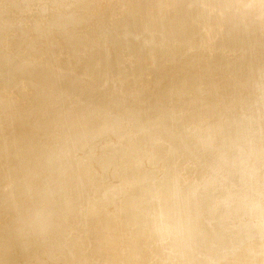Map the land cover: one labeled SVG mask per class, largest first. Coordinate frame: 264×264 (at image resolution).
Returning <instances> with one entry per match:
<instances>
[{
	"label": "bare ground",
	"instance_id": "obj_1",
	"mask_svg": "<svg viewBox=\"0 0 264 264\" xmlns=\"http://www.w3.org/2000/svg\"><path fill=\"white\" fill-rule=\"evenodd\" d=\"M123 1V18H120V12V16L118 15L121 20L115 17V13V16L112 13H100L89 2L86 6L91 15H82L62 25L61 35L57 34L58 37L51 33L38 39L36 49L49 53L61 48V55L72 50L78 59L85 61L84 64L90 63L88 51L99 39L103 38L107 46L118 36H132L134 40L127 41L126 45L134 47L136 36L144 31L148 21L149 24L155 20L162 22L178 12L183 16L188 15L184 22L189 21L194 25V28L183 31V35H190L206 44L213 43L221 34H229L235 29L236 38L231 40L225 36L223 44L249 41L247 55L238 60H246L250 51L258 48L251 57V64L255 63L251 73L245 71L242 76H224L220 81H231L233 90L242 87L249 92L247 87L242 86V81L244 82L246 77H261L256 65L258 58H264V37L260 36V32L264 30L257 27L262 24V28L264 23L255 17L256 26L254 21H248L247 18L253 17L248 15L245 18L249 23L237 27L240 22L234 20L232 14L235 12H231L229 6L224 8L226 3L223 0H156L155 4L154 1L150 3V0ZM220 3L224 11L221 10V13L217 14L216 11L222 7L214 6L217 7ZM151 9L156 13L148 19ZM164 12L167 13L166 18ZM258 22L260 24L257 26ZM160 25L161 23L156 24L157 29L154 32H157ZM145 37L147 38L148 34H145ZM163 39L168 42L174 40L175 34L171 32ZM106 46L104 48H107ZM121 46H124V43L121 42ZM147 46L143 45L142 50L134 49L132 56H111L109 59H113L115 66L123 64L124 67L122 71L113 69L114 77L109 81L104 79L101 72L96 77L82 76L81 71L65 77L64 71L60 72L58 61L47 60L38 63L41 74L47 69L53 71L42 79L43 84H39L41 87L36 92L38 106L35 118L26 126L18 115L19 100L23 97L19 72L25 64L26 50L17 42L5 45V42L0 40V96L1 88L5 84L14 91V96L0 107L5 118L0 160H14L12 165L13 169H16V177L13 178L16 193L21 194L27 203V206L23 207L21 218H15L12 225L4 230L13 240L15 254L23 253V250L33 252L34 256L42 253L47 247L43 238L51 233L60 236L64 231L61 205L50 188L45 186L39 189L32 186V179L40 172L51 173L56 168L48 152L43 149L44 140L54 142V149L61 155L62 160L72 157V150L82 153L75 163L64 165V162H59L56 171V183L66 199L68 212H80L74 222L89 232L75 239L76 243L71 247L68 257H74V261H70L74 264H90L98 256L106 254V241L118 238L120 230L132 233L123 240V244L140 246L143 257L137 260V264H143L145 258L153 259V264H164L168 255L167 247L172 243L179 245L178 253L181 255L184 253L191 258L203 257L213 264H228L231 262L230 257H233L229 256L227 251V248L230 250L229 245H240L244 240H249L254 248L258 242L256 239L264 236L263 225H256L257 223L241 227L238 231L229 230V223L228 228L224 223L226 209L224 206L214 208L212 199L205 193L208 188L216 189L218 198L225 200L228 192L222 185H226L231 179L235 183L234 190L238 198L247 204L248 211L264 218V182L261 178L250 180L248 177L251 163L255 165L257 162L256 158H248V155L252 153V141L264 139V119H259L257 124L251 126L244 120L246 118L241 116L239 126H220L229 120L232 110L228 106L231 103L249 104L253 101L252 97L237 94L235 97L219 100L216 95H211L207 97V102H200L199 97L187 95L186 102H192L194 109L186 111L183 106L172 107L171 98L179 96L177 94L180 93L199 89L204 92L199 95L206 96L211 90L209 82L204 78L205 74H186L188 81L183 84V89L175 94H165L175 79L171 78L172 74H160V67L165 69L163 63H156L151 71L145 69ZM213 51L214 49L205 53L211 56ZM60 53L56 56H60ZM162 54L157 57L160 58ZM200 56L197 59H201ZM103 64L104 60H101L98 65L101 67ZM28 71L32 75L36 73V70ZM118 75L120 78H116ZM176 76L180 74L176 73ZM61 80H65L67 84H60ZM137 82L143 83L141 88L146 90L145 93L138 92L137 89L141 88H137ZM56 83L57 85H54ZM151 84L152 87L148 89ZM112 89L116 90V93H112ZM158 89L162 90L160 98L154 97ZM226 90L222 91L223 94H226ZM92 93L95 95L94 101L87 103V97ZM162 99L169 110L162 112L156 109ZM130 101L139 102L141 110H132ZM71 104L76 105L75 110L80 114L76 120L71 121L73 123H70L65 113ZM125 104L131 106L124 110ZM205 109L211 111L205 113ZM202 111L208 120L200 122L201 119L198 122ZM94 115L101 116L100 120L110 116V129L104 133L95 131L92 127ZM107 118L109 120V117ZM53 126L56 131L48 134L47 129ZM128 128L136 132L135 137L131 138L127 134ZM114 129L121 132L115 151L110 149L112 141L107 136V132ZM68 140H72L71 144L65 148L63 143ZM228 160L233 164L230 167L225 165ZM192 174L195 179L185 184L182 179ZM106 184L110 187L104 198L101 186ZM198 184L204 187L197 194L193 193ZM167 185L170 189L166 188ZM133 190L137 195L135 212L131 216H125ZM258 192L263 194L258 197ZM180 199L183 200L180 211L173 215L167 206ZM10 200L5 205V211L13 214ZM191 206L196 209H188ZM213 217L214 222H217L214 227V223L210 221L206 224V219ZM143 220H146L144 230L137 233L139 223ZM148 223H152L150 228H147ZM145 234H151L152 239L147 240ZM250 236L252 239H248ZM13 257L14 254H9L1 258L13 262ZM68 257L63 260V264L68 263ZM157 259L162 260L157 262ZM171 260H174V255L169 258V261ZM253 260L259 261L257 258ZM123 264L135 263L129 259Z\"/></svg>",
	"mask_w": 264,
	"mask_h": 264
},
{
	"label": "rangeland",
	"instance_id": "obj_2",
	"mask_svg": "<svg viewBox=\"0 0 264 264\" xmlns=\"http://www.w3.org/2000/svg\"><path fill=\"white\" fill-rule=\"evenodd\" d=\"M153 1L155 4L156 0H150V3ZM223 1L226 3L225 6ZM223 1L221 2L224 8L229 6V8L231 7V12H235L232 14L233 18L234 20L240 22V24L236 25L237 27H241V24L246 25L249 23L248 21H254L255 24L254 22L253 24L255 26L257 20L264 23V0ZM89 2L94 6V8L97 9V11L99 10L100 13H115L117 15L115 16V14H113V16L117 17V19L119 18L118 15L120 16L119 12L121 13L120 18L123 16V0H0V40L2 39V41L5 42V45L12 44L13 41L17 42L22 48L26 50L25 64L21 67L19 72V74H21L20 85L23 92V97L19 100L20 107L18 110V115L22 117V122H24L26 126H28L35 118V113L37 111L36 108L38 106L36 92L41 87L39 84H43L42 79L51 75L49 73L53 71L52 69H47L44 74H41V71L38 69V63H43L47 60L58 61L61 66L60 72L64 71L65 77L73 76L79 71H81L82 76L88 75L96 77L97 74L101 72L103 73L102 76L104 79L109 81L114 77L112 73L113 69L122 71L124 67L123 64L115 66L112 63L113 59L109 58L115 54L132 56L134 54L133 50H142L144 49L143 45H148L146 49L147 61H144L145 69L151 71L155 68V64L160 62L165 66V69L164 67H160V74H172L171 78L175 79L172 81V84L166 90L165 94H167V92H173L175 94V92H179L178 90L183 89V84L188 81V78H186L188 74L195 76L205 74L204 78L209 82L208 85L210 86L211 90L207 92L206 96H200L199 94L204 92L199 91V89L191 90L189 93H180L177 94L179 96H174L171 98L172 107L183 106L186 111H191L194 109L192 102H186L188 99L187 95L191 97H199L200 102H207V97L211 95H216L219 100H222L224 98H231L235 97L237 94H240L242 96H251V100L253 101L249 104L242 103L241 105L237 102L231 103L228 106V108L232 110L229 120L220 126L224 127L229 124L239 126L241 124V116H244L246 118L244 119L246 120V123H249L251 126L257 124L259 119H264V58H258L256 65V70H258V74L260 73L259 76L261 77H256L253 79L246 77L244 82L242 81L241 83L243 87H247L249 92H247L246 89L242 87L233 90L234 87L232 86L231 81H227L225 79L224 81H220L224 76H242L245 74V71L247 73H251V68L253 65H255V63L251 64V57L254 56L258 48L251 50L250 55L249 57H246V60H238L240 57H245L247 55L249 41L237 42L234 44H223V39L225 36L230 37L231 40L236 38L235 29H232L229 34H227L228 32L221 34L213 43L206 44L196 40L190 35H183V31L186 32L191 28H194L192 22H184L188 18V15L183 16L177 12L166 18L165 16L167 13L164 12V17L166 19L162 20V22L155 20L153 23L149 24V21L147 20L148 22L144 28V31L135 38L134 47L126 45L127 41L134 40L132 36H126L124 38L118 36L112 40L114 41L113 43L111 41L107 46L103 38L99 39L98 42H95L90 46V51H88V53L90 52V63L84 64L85 61L78 59L72 50H68L61 55V48H56L49 53L36 49V42L38 39L51 33H54V36H56L60 33L62 25L69 21L76 20L82 15H91L92 13L89 12L90 10L87 11L86 6V4ZM222 4L220 3V5L217 7L216 5L214 7H222ZM214 10H211V12H214ZM221 10L222 12L224 11L223 7L216 11L217 14L221 13ZM155 13L156 11L154 12L151 9V15L148 19L154 17ZM248 15L253 17L247 18ZM259 18L261 20H259ZM242 20L245 21L243 22ZM157 23H161V25L157 32H154V30L157 29ZM258 24L260 23L258 22L257 26ZM261 25H259L257 28L264 30V26L260 28ZM101 26H103V24H101ZM130 26L131 24L128 25V27ZM173 27L175 28L172 31ZM181 29H183L182 34ZM115 32H117V30ZM171 32L175 34L174 40H170L168 42L166 39H163L164 36H168L171 34ZM260 33V36L262 37L263 35L264 37V31ZM145 34H148L147 38L145 37ZM59 35H61V33ZM59 35H57V37ZM262 40H264V38ZM121 42L124 43V46H121ZM105 46L107 48H104ZM212 48L214 49L212 55L207 56L206 54L213 50ZM206 51L208 52L205 53ZM163 52L165 54H162ZM58 53H60V56L57 57L56 55ZM158 54H162L160 58L157 57ZM198 56H200L201 59H197ZM68 58L70 59L67 60ZM101 60H104V64L100 67L98 64ZM28 69L32 71L36 70V73L32 75L29 73ZM176 73H179L180 76H176ZM31 78L33 79L31 80ZM116 78H120V76L118 75ZM60 84H67V82L65 80H61ZM54 85H57V83ZM136 86L137 88H141L143 87V83L137 82ZM151 87L152 84L148 89ZM225 89H227V92L226 94H223L222 91ZM137 90L139 93H145L146 91L144 88ZM111 91L112 93H116V90L112 89ZM161 92L162 90L160 89L156 90L154 97L160 98ZM92 94L87 97V103H92L94 101L95 95L94 93ZM13 96V89L5 84L4 87L1 88L0 107L6 100L12 98ZM130 102L132 105H130L132 110L135 112H139L141 110V104L139 102ZM163 102L164 101L162 99L161 102L156 106V109L162 112L170 109L168 105ZM180 102L181 105H179ZM75 106L76 105L74 104L68 105L65 112L68 119L70 120V123H73L71 121L76 120V118L80 116V114L76 112ZM124 106L125 107L122 106L124 110H127L130 107L127 104ZM203 111L206 113L211 111V109H205ZM203 111L201 113L202 115L200 114V119L198 122L201 119L202 120L200 122L208 120L207 115ZM100 117L101 116H93L92 127L95 131L104 133L111 127V117L107 116L109 117V120H107V117L104 120H100ZM4 119L5 118L3 117L0 110V145H3L4 143ZM213 124L214 123L212 122V125ZM55 131L56 127L53 126L48 128L46 132L48 134H52ZM127 134L131 138L136 136V132L130 128H128ZM120 135L121 132L118 129L107 132L109 140L112 141L110 149L112 148L113 151H115L117 148L116 145ZM70 141L72 140L65 141L63 146L65 148L68 147V145L71 144ZM42 146L44 151L48 152L50 159L56 164V168L55 171H52L51 173L40 172L35 178L32 179V186L39 189H42L45 186L50 188L55 199L61 205L65 223L64 231L62 234H60V236L54 235L52 233L46 235L43 238V241L47 247L42 253L40 252L34 256L33 252L29 253L28 251L23 250V253L21 252L19 254H15L13 250V240L5 234L4 230L7 229L8 226L12 225L15 218L18 220L21 218L23 207L27 206V203H25V199H23L21 194L16 193L13 179L16 177V169L14 170L12 165L14 160H8L5 158L0 160V264H26L28 262L32 264H63V260H65L70 255L71 247L75 245L77 238L83 236L84 233L89 234V232L86 231V228H83L82 225L78 227L77 223L74 222L80 216V212H68L69 208L66 199L62 194L61 188L56 183V171L58 170L59 162H64V165L75 163L82 156V153L78 150H72L70 152L72 157L69 156L66 158L68 160L65 161L66 159L62 160L61 155L55 151L53 141L44 140ZM249 157L253 159L256 158L257 160L255 165H252V163L250 165L251 170L248 174L249 179L254 180L255 178H261L264 182V139H255L252 141V153H249L248 158ZM225 165L230 167L233 164H231V162L228 160ZM194 179L195 177L192 174L188 175V177H185L182 180L186 184L192 182ZM234 185L235 183L231 179L227 181L226 185H222V187L226 188V191L228 192L225 200L218 198V191H216V189L212 190L208 188L205 190V193L212 199V206L214 208L224 206L226 209V219H224V223L227 224L226 227L228 228L230 225L229 230L238 231L241 229V227L257 223L256 225L262 224V227L264 228V218H259L257 214H253L251 211H248L247 204L238 198L237 192L234 190ZM109 187V184L101 186L102 193H100H104L102 197H106ZM202 187L204 186L198 184L194 188L193 193L197 194V192L201 191ZM166 188L170 189V186ZM134 192L135 191L133 190V193L130 195L131 200L126 206L125 216H131L135 212L134 209L135 204L137 203V195ZM262 194L263 193L258 192L256 196L259 197ZM9 200L11 201V207L14 211L13 214L5 211L7 210L5 205ZM110 202L111 200L109 203ZM181 204H183V200L180 199L175 203L168 204L167 208L173 213V215H175L180 211ZM188 209H196V207L191 206ZM235 213L238 215H235ZM116 217L119 218V216ZM206 220V224H208L209 221L214 223L212 224L213 227L215 226V223H217L214 222V217L207 218ZM145 221L146 220H143L139 223L140 228L136 231L137 233H140V231L144 230L143 227L145 225ZM151 224L152 223H148L147 228H150ZM218 231H220V229H218ZM131 235L132 233L128 231L120 230V232H118V238L115 237L106 241L104 246L106 254L98 256L93 262H90V264H101L104 262L106 264H123L124 261L129 259L133 260L134 263L137 264V260L143 257L140 246L132 247L128 243L123 244V240ZM144 237L147 240H151L153 236L151 234H145ZM248 239H252V237L250 236ZM256 240L258 242L257 246L254 248H252L249 240H244V242L240 245H236V243L231 244L232 246L229 245L228 247H230V250L227 248V251L229 252V256H233L230 257L231 262L229 263L235 262L234 264H259L262 262V264H264V236H261ZM252 250H254V252ZM167 252V259L165 260L164 264H213L210 260H204L203 257L191 258L187 255H184V253L181 255L178 253L179 245L176 243L170 244L167 247ZM9 254H14L15 257H13V262L1 258L8 256ZM172 255H174V260L169 261V258H171ZM73 258L72 256L68 257L69 260L67 264H69L70 261H74ZM254 258H257L259 263L254 261ZM161 260L162 259H157V262H160ZM153 261V259L145 258V260L142 262L143 264H153ZM71 263L74 264L73 262H70V264Z\"/></svg>",
	"mask_w": 264,
	"mask_h": 264
}]
</instances>
